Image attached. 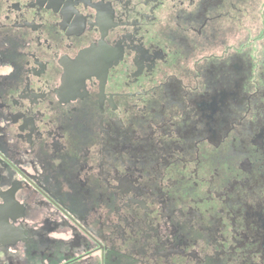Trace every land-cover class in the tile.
Here are the masks:
<instances>
[{
  "label": "flooded vegetation",
  "instance_id": "1",
  "mask_svg": "<svg viewBox=\"0 0 264 264\" xmlns=\"http://www.w3.org/2000/svg\"><path fill=\"white\" fill-rule=\"evenodd\" d=\"M0 264H264V0H0Z\"/></svg>",
  "mask_w": 264,
  "mask_h": 264
}]
</instances>
